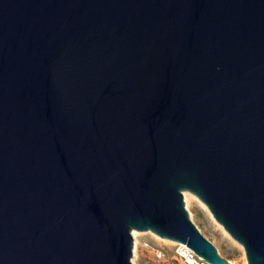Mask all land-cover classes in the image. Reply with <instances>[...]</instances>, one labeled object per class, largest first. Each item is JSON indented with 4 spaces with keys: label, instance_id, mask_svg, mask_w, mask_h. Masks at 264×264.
I'll use <instances>...</instances> for the list:
<instances>
[{
    "label": "water",
    "instance_id": "obj_1",
    "mask_svg": "<svg viewBox=\"0 0 264 264\" xmlns=\"http://www.w3.org/2000/svg\"><path fill=\"white\" fill-rule=\"evenodd\" d=\"M264 264V0H0V264H132V229Z\"/></svg>",
    "mask_w": 264,
    "mask_h": 264
},
{
    "label": "rangeland",
    "instance_id": "obj_2",
    "mask_svg": "<svg viewBox=\"0 0 264 264\" xmlns=\"http://www.w3.org/2000/svg\"><path fill=\"white\" fill-rule=\"evenodd\" d=\"M184 191L189 193L193 202L185 201ZM184 206L188 211L189 217L196 224L201 233L206 236L215 246L219 254L232 260L234 264H246V256L242 245L233 238L227 230L217 221L215 223L209 216L200 202L195 198L198 196L188 189L182 190ZM133 236L132 264H184L182 259L175 254V241L172 239L161 238L149 229L139 230ZM162 248L165 257L155 255L156 248Z\"/></svg>",
    "mask_w": 264,
    "mask_h": 264
},
{
    "label": "built area",
    "instance_id": "obj_3",
    "mask_svg": "<svg viewBox=\"0 0 264 264\" xmlns=\"http://www.w3.org/2000/svg\"><path fill=\"white\" fill-rule=\"evenodd\" d=\"M174 251L175 254L182 259L184 264H213L207 261L206 259H204L201 255L197 254L191 247H189L184 242L175 241ZM155 255L157 257H162L165 255V253L163 249L159 247L156 248Z\"/></svg>",
    "mask_w": 264,
    "mask_h": 264
},
{
    "label": "bare ground",
    "instance_id": "obj_4",
    "mask_svg": "<svg viewBox=\"0 0 264 264\" xmlns=\"http://www.w3.org/2000/svg\"><path fill=\"white\" fill-rule=\"evenodd\" d=\"M184 199H185V201H188V202H193V199H192V197H191V195L189 194V193H187L186 191H184ZM199 202H200V204L203 206V208L206 210V212L209 214V216L212 218V214H211V212H210V210L208 209V207L199 199V198H197V197H195ZM213 219V218H212ZM213 221L215 222V223H218L217 221H215L214 219H213ZM137 232V230L136 229H132L131 230V233H132V235L133 236H135V233ZM157 235V234H156ZM157 236H159V237H161L160 235H157ZM161 238H165V239H167L166 237H161ZM171 241H176V240H171ZM231 261V263L232 264H234L233 263V261L232 260H230Z\"/></svg>",
    "mask_w": 264,
    "mask_h": 264
}]
</instances>
